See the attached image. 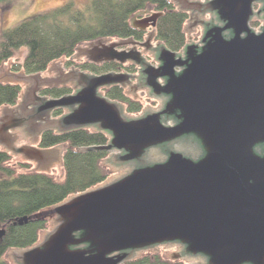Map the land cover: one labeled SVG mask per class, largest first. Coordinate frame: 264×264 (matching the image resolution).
I'll return each mask as SVG.
<instances>
[{"label": "water", "instance_id": "water-1", "mask_svg": "<svg viewBox=\"0 0 264 264\" xmlns=\"http://www.w3.org/2000/svg\"><path fill=\"white\" fill-rule=\"evenodd\" d=\"M172 2L183 12L213 13L221 25L204 24L201 46L187 43L179 53L160 43L156 69L112 49L123 43L103 51L96 42L88 44L100 58L88 57L91 62L138 64L150 96L166 97L160 111L150 110L156 102L147 90L124 91L147 110L143 114H129L99 92L129 84L132 76L126 73L72 71L65 81L79 90L57 98H37L33 88L50 86L59 77L57 63L47 71L54 78L6 74L7 81L26 85L19 103L25 115L15 121L0 118L2 150L38 171L55 170L63 146H16L10 130L30 123L32 134L23 133L32 143H38L42 130L93 127L109 140L86 150L117 152L103 161L117 173L46 208L49 229L33 246L8 251L12 264H124L162 247H178L185 261L264 264V22L250 27L252 17L264 13V0ZM256 4L261 7L254 11ZM60 109L69 112L51 119ZM9 110L3 107V115ZM184 139L185 152L174 149Z\"/></svg>", "mask_w": 264, "mask_h": 264}, {"label": "trees", "instance_id": "trees-1", "mask_svg": "<svg viewBox=\"0 0 264 264\" xmlns=\"http://www.w3.org/2000/svg\"><path fill=\"white\" fill-rule=\"evenodd\" d=\"M11 1L0 0V4ZM148 8L160 13L155 39L168 50L180 52L186 44L184 24L188 16L171 0H89L83 7L70 2L3 29L0 32V68L24 49L22 61L13 62L11 72L39 74L51 63L70 58L81 44L101 38L135 36L129 20L135 13ZM261 22H264L263 18L255 19L250 25L255 27ZM76 67L91 69L88 63H79ZM118 70L112 65V71ZM70 92V88L45 89L42 94L57 98ZM20 94L19 83L0 81V110L14 106ZM105 96L121 103L129 114L141 110L140 105L128 98L119 86H113L112 92L106 91ZM60 114L57 110L54 115ZM108 140L107 133L90 128L65 133L44 132L38 140V148L64 147L61 152L62 178H56L52 171H38L24 160L12 162L11 154L0 149V228L4 231L0 238V264H10L6 258L8 251L36 244L40 234L48 228V220L40 217V212L101 184L109 177L110 173L103 165L109 153L86 150L104 145ZM124 264L184 263L157 252H146Z\"/></svg>", "mask_w": 264, "mask_h": 264}, {"label": "flooded vegetation", "instance_id": "flooded-vegetation-1", "mask_svg": "<svg viewBox=\"0 0 264 264\" xmlns=\"http://www.w3.org/2000/svg\"><path fill=\"white\" fill-rule=\"evenodd\" d=\"M180 1V0H178ZM184 0H181L182 4H183ZM207 0H189L190 3H194V2H201V3H205ZM255 6H257V10L260 9L261 5L260 4H256ZM254 6V7H255ZM148 9L139 11L137 13H135L129 20L130 25L132 27V29L135 32V36H130L127 38H101V39H96L94 41L91 42H87L85 43L86 45L83 46L82 48H77V50H75L76 53V57L79 60H82L80 62V64H84L88 63L89 67H91V69H78V72H82V73H86V74H91V75H100L103 73H108V72H112V65H116V67H118V71H114V72H120V73H126L132 76V79L130 80V83L127 84L126 86L122 87L119 86L120 88H122L123 91H126L128 94L129 93H133L136 91H144L147 90L150 96V91L149 89L144 85V77L142 76V74L140 73L141 67L136 64L134 61H127L124 64H120L116 61H102V62H91L89 61L87 58L91 57L95 60L100 59L98 56H95L91 53L92 49L88 47L89 43H94L96 42L99 46H97V49L100 51L104 50V47H108L109 45H115V44H119V43H123V45L120 46H112L113 50L116 52H122L124 54H131L133 56H135L137 59H139L141 62L147 63L149 64L152 68L156 69L160 66L159 62L156 60V50L160 45V42H158L155 39V27H156V21L158 19L155 18V14H160L156 11L154 12H149ZM187 13L188 17L187 20L190 21L189 24V28L188 31L191 33V31H193L194 27H201L202 32H201V36L203 33V29H204V24H215V25H221L217 20L216 17L213 13H200L198 11H187L185 12ZM264 18V13L261 12L258 16H253L251 21L255 20V19H261ZM250 21V23H251ZM191 44H195L198 46H201L200 44V40L198 42H191ZM106 67H110V69H105ZM75 71V70H70L68 72H59V77L57 79H51L52 84L49 85H35L33 88L38 89V91H36L35 96L38 98L41 97H47L46 95H43V91L45 89H66V88H70L71 92L70 94H74L79 90V87L76 85L75 82L72 81H65L66 78L64 75ZM97 71V72H96ZM179 71V70H178ZM13 75H18L19 77L22 76V73H13ZM49 81V80H46ZM158 82L160 84H164V79L160 78L158 80ZM30 85V84H29ZM112 87H105L100 89V93L102 95L105 96V94L102 93V91H111L112 92ZM34 90V89H33ZM26 93V91H25ZM150 98H152L153 102H156V106L152 109H150L151 111H160L163 109L164 103L166 101V97H152L150 96ZM22 103V102H21ZM121 104V103H120ZM20 104L16 103L14 106H11L9 109V112L4 114L2 113V109L0 110V118H7L9 117L10 120L15 121V119L19 118V117H24V113H22L20 111L19 108ZM57 110L52 111V113L50 114V118L52 119L54 116V119L67 114L69 111L67 109H60L59 111L61 112V114L59 116H55V112ZM141 114H143L145 111H147L146 109H141L140 110ZM163 120H165V117H163ZM168 124L170 125H174L175 124V120L173 117H169L168 118ZM43 124V122L41 123ZM90 129H95L93 127H89ZM33 128L31 126L30 123L24 124V126L22 128H13L10 130V134L14 135L18 138L22 135L21 132L24 133H28V134H32L33 132ZM49 130H42L41 133L39 134V138L40 136ZM186 144V140H181L178 141L174 144V149L178 150V151H183L185 152L183 149ZM199 155L196 154V158H198ZM176 249V253L171 256V259L174 260H181L184 264H205V261L203 258L200 257H196V258H191L193 260H188L185 261V257H183V255L180 253V249L178 247L175 248Z\"/></svg>", "mask_w": 264, "mask_h": 264}, {"label": "rangeland", "instance_id": "rangeland-1", "mask_svg": "<svg viewBox=\"0 0 264 264\" xmlns=\"http://www.w3.org/2000/svg\"><path fill=\"white\" fill-rule=\"evenodd\" d=\"M88 1L89 0H12L8 4H0V32L3 29L10 28V27L16 25L17 23H19L20 21H22L24 19H27V18H29V17H31L33 15L38 14V13H42L44 11H48V10L54 9L56 7L62 6L64 4H67V3H70V2H73L78 7H83V5H85ZM148 11L149 12H154V10L151 9V8H149ZM254 11H257V6L254 7ZM260 25H261V23L258 26H255V27L254 26L252 27L250 25V27L252 29H256ZM201 32H202L201 27L197 26V27H194V29H193V31H191V33L190 32L189 33H185V35H186V44L187 43L191 44V42H193V41L194 42H198L201 39ZM113 39H116V38H113ZM85 45H86L85 43L81 44L77 48H82ZM25 52L26 51L24 49L20 50V52H18V54L13 59H11L10 61L6 62L5 64H3L1 66V68H0V81H7L5 79L6 74H8V73L13 74L14 73V72H11V70H10L11 64L13 62H19L20 63L22 61V58L24 57ZM176 53H179V52H176ZM15 59L17 61H15ZM81 61L82 60H79L76 57V54L74 52V54L70 58L61 59L59 61H55V62L51 63L49 65V67L46 69V71H44L42 73H39V77L42 78V79L54 78L55 77V73L54 72H51L50 74H48V72H47L48 69L50 68V66L52 64H54V63H57L59 65V67H60L62 72H68L70 70H78V68L76 67V64H79ZM67 62L68 63L70 62V63L67 64ZM72 62H75V63H72ZM24 76H25V74H24ZM8 82H10V81H8ZM15 83H19L21 85V94H20V97H19V99L17 101V103H20L21 98H22V96L24 94V91L26 89V85L23 82H15ZM8 108H10V107H8ZM52 119H54V116H53ZM21 133H22V135L18 138V140L16 142V146L32 145V144L37 146V143H32L24 135L23 132H21ZM115 153H117V152L109 153V155L106 157V159H104V161L109 159L111 154H115ZM11 156H12V162H17L19 160H23L22 158L17 157V156H15L13 154H11ZM105 167L107 168L108 172L110 173L109 177L106 180H108L110 177H112L113 175H115L117 173L114 169H111V168H109L107 166H105ZM49 172H51V171H49ZM52 172H54L56 178H62L63 172H62V169H61V163L58 165V167L55 170H52ZM39 216L47 218L45 216L44 210L39 213ZM48 229H49V222H48V228L46 230H44L43 232L47 231ZM41 234H40V236H41ZM39 239H40V237H39ZM153 251L161 254L162 256H165V257L169 258V255L174 253L176 251V249H175V247H162V248H157V249H155ZM6 258L9 261V263L12 264L10 262V260L8 259L7 254H6Z\"/></svg>", "mask_w": 264, "mask_h": 264}]
</instances>
